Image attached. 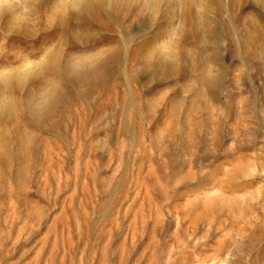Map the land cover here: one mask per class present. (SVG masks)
<instances>
[{
    "label": "rangeland",
    "instance_id": "obj_1",
    "mask_svg": "<svg viewBox=\"0 0 264 264\" xmlns=\"http://www.w3.org/2000/svg\"><path fill=\"white\" fill-rule=\"evenodd\" d=\"M0 264H264V0H0Z\"/></svg>",
    "mask_w": 264,
    "mask_h": 264
}]
</instances>
